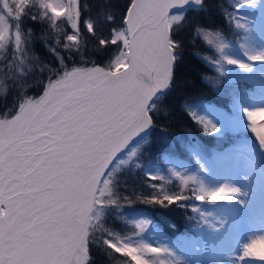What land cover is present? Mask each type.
I'll return each instance as SVG.
<instances>
[{
	"label": "snow or ice",
	"instance_id": "obj_1",
	"mask_svg": "<svg viewBox=\"0 0 264 264\" xmlns=\"http://www.w3.org/2000/svg\"><path fill=\"white\" fill-rule=\"evenodd\" d=\"M188 2L128 0L123 27L106 35L103 28L86 21L94 51L108 53L115 48L114 56L101 65L84 59L87 41L80 30V0H0V52L10 45L15 49L11 62L0 63V87L6 86V79L17 81V66L31 71L25 48L28 37L21 28L25 17L46 20L68 59L79 55L84 64L91 63L69 67L56 48L50 49L60 67L42 68L49 73L42 94L38 98L20 95L12 109L0 114V264H89V244L100 228L99 210L121 199L115 191L114 161L128 162L116 161V157L152 124L155 105L151 101L170 82V70L181 47L173 32L183 19L170 14L171 10ZM194 2L201 4L203 0ZM106 20L113 17L108 15ZM58 21L66 23L71 33H64ZM237 27L244 25L237 23ZM211 35L204 33L205 39ZM208 43L213 40L208 39ZM223 47L219 44L218 50ZM4 59L0 57V61ZM250 59L264 61V56ZM238 66L249 68L244 63ZM243 111L249 130L264 147V132L260 131L264 120H256L264 117V108ZM191 115L206 133L217 132L211 120ZM135 155L133 149L129 159ZM172 175L179 181L180 191L169 193L152 183L153 192L144 202L171 206L190 199L231 200L240 194L238 188L227 184L209 188L195 175L174 170ZM147 178L165 180L154 174ZM190 183L195 187L189 190ZM136 227L143 232L147 222ZM102 230L107 233L102 241L106 250L124 257L123 264H170L164 258L171 254L167 248L134 244ZM257 239H264V235L243 245L238 264H264V259L249 254Z\"/></svg>",
	"mask_w": 264,
	"mask_h": 264
},
{
	"label": "trees",
	"instance_id": "obj_2",
	"mask_svg": "<svg viewBox=\"0 0 264 264\" xmlns=\"http://www.w3.org/2000/svg\"><path fill=\"white\" fill-rule=\"evenodd\" d=\"M127 4L128 0H80V30L82 37L87 41L85 61H95L104 65L115 54V48L108 53L94 51L95 45L88 40L90 34L87 33L85 22L93 21L97 28L104 29L106 35L114 28L123 27L122 18L126 13ZM230 8L227 0H203L201 4L186 7L182 11L183 19L173 32L174 39L180 42L181 47L170 70V82L151 102L155 105L152 109L153 122L148 133L135 143L136 155L114 174L115 191L121 199L116 205L104 208L103 215L97 221L100 228L93 233V239L89 244L91 255L89 264H123L124 257L115 253L110 254V250H106L102 241L107 233L102 229H107L113 236L120 238L131 234L134 226L127 221L130 217L128 212L131 210H145L166 235L182 234L189 226L198 225L197 217L192 214L187 204L202 201L190 199L171 206L144 202V198L153 192L150 187L152 183L162 185L169 193H175L170 191L178 188L176 180L172 178L169 181L148 180V176L143 174L145 166L164 167L165 158L193 164L189 154L190 148L198 147L205 155L211 150L226 149L232 141L240 138L244 140L249 138L255 143L254 134L252 136L249 131L224 132L220 137L203 133L201 125L188 114L185 107L187 103L194 101L225 107L232 92H238L237 89L241 92L242 89L252 88V85L244 82H227L216 75L205 61V57L211 56V53L213 56V49L205 39V32L219 34L220 37L234 43H238L242 37L241 31L234 28L225 17V12ZM108 15L113 17L112 21L106 20ZM57 23L64 33H71L72 30L66 23L60 21ZM21 28L23 35L28 37L25 48L31 71L17 66V81L14 83L12 79L5 80L6 86L0 87V114L12 109L20 95L36 98L42 92V84L49 78V73L42 71V68L60 67L56 53L50 49L56 48L59 54L65 57L69 67L91 66V63L84 64L79 55H72V58L68 59L69 54L57 46V34L46 20L33 21L25 17ZM14 52L15 49L11 45L0 52V57L5 58L0 63L11 62ZM21 74H23L22 81ZM185 194L190 195V191L186 190ZM123 197L128 199L125 200ZM165 221L171 222L173 228L167 227Z\"/></svg>",
	"mask_w": 264,
	"mask_h": 264
},
{
	"label": "rangeland",
	"instance_id": "obj_3",
	"mask_svg": "<svg viewBox=\"0 0 264 264\" xmlns=\"http://www.w3.org/2000/svg\"><path fill=\"white\" fill-rule=\"evenodd\" d=\"M227 3L231 8L225 12V17L234 28L243 33V36L238 43H234V41L220 37L219 34V38L217 34H212L209 39L213 40L211 43L213 56L211 53V56L205 57V61L216 75L229 83H234L252 77L240 74L238 63L246 64L251 56H264L263 33L252 30L250 22L244 20L247 12L256 11L261 6L264 7V0H227ZM181 13L171 14L181 15ZM258 18L260 19L261 16ZM253 19L259 21L255 15ZM237 23L243 24L244 27H237ZM219 44H223L222 50H218ZM225 57L238 63L228 64ZM235 72L239 77L233 75ZM237 90L238 92L231 93L225 108L204 101H194L185 105L191 117V113H195L199 117L211 120L217 126V132L209 134L203 131L200 124L203 133L220 137L224 132H251L242 109L253 110L251 109L253 106L247 105L246 107L244 103L252 105L254 102L263 101L264 89L255 86L248 91L243 89L241 93L239 89ZM256 120L260 123L264 117L258 116ZM260 131L264 132V126L260 128ZM236 141H233V144L225 150H211L205 155L198 147L190 148L189 154L193 164L165 158L164 167L148 165L143 168V174L163 176L164 181H169L171 178L176 180L178 188L170 192L180 191L179 181L172 175L173 170L184 175H195L203 185L209 188H216L223 184L238 188L240 194L237 197L231 200L211 202L210 207L207 204L209 202L188 203L187 207L197 217L198 225L189 226L184 233L174 235L163 234L162 228L156 225L155 220L145 210H133L134 212L131 210L128 212L130 217L127 221L134 226V231L121 239L129 240L134 244H149L167 248L171 254L164 258L170 261V264H238L237 257L243 245L252 238L264 235V147L259 144L256 137L254 138L255 143L249 138H246V141L240 139L242 141L240 143ZM136 146L135 144L129 146L122 155L116 158V161H129V154ZM124 164H117L114 161L115 173L121 170ZM193 187L195 186L191 183L188 186L189 190ZM193 208L196 210L193 211ZM103 209L99 210V218L104 213ZM141 221L147 222V227L143 232L136 227ZM165 224L173 228L171 222L167 221ZM208 243L211 245L207 247ZM179 252H184L187 257H190L188 261L184 260L187 261L186 263H183V259L182 263L177 262L176 256ZM249 254L264 259V239L255 240L249 248ZM190 260L193 262L191 263ZM252 264H258V262H252Z\"/></svg>",
	"mask_w": 264,
	"mask_h": 264
},
{
	"label": "bare ground",
	"instance_id": "obj_4",
	"mask_svg": "<svg viewBox=\"0 0 264 264\" xmlns=\"http://www.w3.org/2000/svg\"><path fill=\"white\" fill-rule=\"evenodd\" d=\"M188 3H195V2H194V0H189ZM259 14L262 15V18H260L262 20L259 19V21L257 23V21L253 19V17H254V15H259ZM244 20L250 22L249 24H250L252 30L263 33V35H264V7L263 6H261L259 9H256V11L251 10L250 12H247L245 14ZM246 64L249 65V68L248 69H241L240 68V74H243V75L248 76V77L252 76V77H250L251 79H253L254 81L264 85V61L254 63V60L248 59ZM262 100L263 101L254 102L252 105L249 103H244V104L246 105V107H248L247 105L253 106V108H251L253 110L259 109L261 106L264 107V98ZM247 109L250 110V108H247ZM242 110H244V109H242ZM141 132H139V133H141ZM210 245L211 244L208 243L207 247ZM209 249H210V247H209ZM189 258L190 257H187V254H185L184 252H182V253L179 252L176 256L177 262H180V263H182L184 260L188 261ZM182 259H183V261H182ZM187 261H184L183 263H186ZM190 262L192 263L193 260L192 261L190 260Z\"/></svg>",
	"mask_w": 264,
	"mask_h": 264
},
{
	"label": "water",
	"instance_id": "obj_5",
	"mask_svg": "<svg viewBox=\"0 0 264 264\" xmlns=\"http://www.w3.org/2000/svg\"><path fill=\"white\" fill-rule=\"evenodd\" d=\"M195 5V3H187L186 5H183V6H180V7H176V8H173L172 10H171V13H180V12H182V10L185 8V7H187V6H194ZM170 13V14H171ZM155 97V96H154ZM154 97H153V99H154ZM152 99V100H153ZM152 102V101H151ZM148 128H149V126L147 127V128H145L141 133H139L137 136H135L134 138H132L131 140H130V142L128 143V145H126V147L123 149V150H121V152L117 155V157H119L124 151H126L127 150V148L129 147V146H131V145H133L135 142H137L139 139H141L142 137H144L145 135H146V133L148 132ZM116 157V158H117Z\"/></svg>",
	"mask_w": 264,
	"mask_h": 264
}]
</instances>
